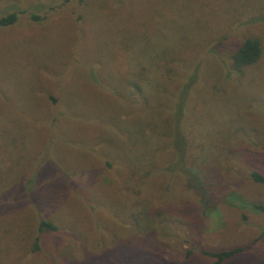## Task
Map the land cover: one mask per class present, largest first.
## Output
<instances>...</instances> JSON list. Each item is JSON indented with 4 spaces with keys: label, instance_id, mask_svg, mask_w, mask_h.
Returning <instances> with one entry per match:
<instances>
[{
    "label": "rangeland",
    "instance_id": "rangeland-1",
    "mask_svg": "<svg viewBox=\"0 0 264 264\" xmlns=\"http://www.w3.org/2000/svg\"><path fill=\"white\" fill-rule=\"evenodd\" d=\"M10 13L0 264H213L205 252L235 247L223 264H264L253 208L264 185L251 177L264 175V0H0V18ZM251 37L261 57L239 73L232 55ZM139 64L151 96L179 83L167 86V65L195 76L184 127L196 188L158 157L150 177L129 174L135 129L152 119V98L143 106L126 86ZM42 221L56 230L39 231Z\"/></svg>",
    "mask_w": 264,
    "mask_h": 264
},
{
    "label": "trees",
    "instance_id": "trees-1",
    "mask_svg": "<svg viewBox=\"0 0 264 264\" xmlns=\"http://www.w3.org/2000/svg\"><path fill=\"white\" fill-rule=\"evenodd\" d=\"M31 19L35 21L39 20L37 16L33 15ZM17 21L18 16L16 13L7 14L0 18V28L12 26ZM261 53V41L257 37L247 38L233 53L232 66L237 72L241 73L244 69L256 64L261 57ZM178 65L179 64H176V67ZM164 69L167 74L166 78H164L165 81H167V86L168 82L174 81L175 78L179 79V83L177 85L172 84V89L165 90V88L160 95L151 96L150 93L146 91L148 88L146 86L153 84L147 73V65L139 64L138 70L134 73V77L130 78L129 82L126 84V86H131L136 94L143 97V106L150 105L149 103L151 100L148 98H152L153 101V105H150L152 110V119L150 123L145 124V126L138 125L135 129V142L138 151L134 159H132L134 167H132V165H126V167H128L131 176L132 173H140L139 179L143 180L146 177H150L157 170L158 158H161L163 163L167 166L165 167L166 171L186 175L184 177H186L185 180L187 185L190 188H196V184L198 186L201 184L200 182L195 184L194 180L197 179L195 178L196 176L191 174V171H188V166L190 164L189 160H191L188 153L190 151V142L186 136L184 127V113L188 105L187 100L189 93L195 83V76L189 75L183 80H180V75L176 76L177 74H174L175 69L168 65L165 66ZM138 108L140 107L136 109ZM147 145L154 147V153L149 157L139 158L138 156ZM130 163H132L131 160ZM190 175L191 179L187 177ZM251 177L255 183L264 185V175L258 172H252ZM253 208L264 214V205L257 204L254 205ZM38 230L55 231L56 227L47 221H42L39 224ZM243 250L244 248L242 247H235L221 252H205V254L214 259L213 264H223L224 261L240 254Z\"/></svg>",
    "mask_w": 264,
    "mask_h": 264
}]
</instances>
